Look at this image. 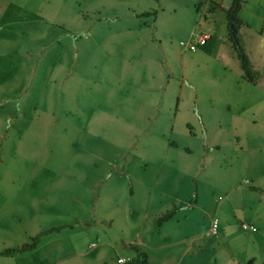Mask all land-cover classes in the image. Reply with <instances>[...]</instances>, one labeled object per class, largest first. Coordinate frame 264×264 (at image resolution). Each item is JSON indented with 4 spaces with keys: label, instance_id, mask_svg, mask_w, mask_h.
Segmentation results:
<instances>
[{
    "label": "rangeland",
    "instance_id": "rangeland-1",
    "mask_svg": "<svg viewBox=\"0 0 264 264\" xmlns=\"http://www.w3.org/2000/svg\"><path fill=\"white\" fill-rule=\"evenodd\" d=\"M248 1L256 85L221 0H0V190L47 196L36 227L59 229L63 264L103 248L107 264H264V0ZM200 33L211 55L180 46ZM50 238L30 264H53Z\"/></svg>",
    "mask_w": 264,
    "mask_h": 264
},
{
    "label": "crops",
    "instance_id": "crops-1",
    "mask_svg": "<svg viewBox=\"0 0 264 264\" xmlns=\"http://www.w3.org/2000/svg\"><path fill=\"white\" fill-rule=\"evenodd\" d=\"M247 3H249L248 0H242V6L237 16L238 20L241 22L238 29L243 26H250L251 21L249 20L251 19L246 20V19H242L241 16H239L240 13H242L244 6ZM215 4H217L218 8L222 11L230 7V5L229 6L223 5L222 0L221 2L219 3L217 2ZM203 5L204 4L201 5L200 9L202 8ZM263 32H264V29L261 31V33ZM209 36L210 38H213V36L211 35ZM212 51L209 55L212 54ZM200 53L205 54L202 51ZM261 96H262L261 100L258 102L259 103L262 102L264 104V94ZM6 180L9 181V179H6ZM46 197H44V195L40 196L39 194L38 195L32 194V192L25 191V190H13L9 188L5 190L3 189L0 190V242L2 243L0 252L7 250V249L19 248L23 244L30 243L31 239L37 235H43V234L47 235L48 234L49 237H52L49 240L50 248L52 249V251L54 250L53 255L51 256L50 262H52L53 264H63V259L61 255L62 246L59 245L57 247V237L51 236L54 233H57L56 231H58L59 229L57 228L56 230H54L55 228H53L48 231H44V233L42 234L40 229L36 227L37 223H39L38 222L39 212H38L37 206L38 204H41V203L46 204L47 203ZM33 211L35 212V214L33 213ZM162 215L164 214L155 215V220L157 221V219L161 217ZM172 219H170L169 221H171ZM169 221H166V222H169ZM164 223L165 222H163V224ZM163 224L161 223V225L158 226L159 229L163 227ZM173 234L174 236H177L182 233L174 232ZM103 242H104L105 248L115 249V247L117 246L115 241L111 238H108L107 240H104ZM40 245H41V242L39 241L37 247L32 251H29L26 253H18L13 256H0L1 258L0 264H30L28 260H30L33 257L32 256L34 255L33 253H36L35 251L39 249ZM165 246L166 244L160 246L159 248H163ZM140 252L144 253L148 258V262H150L152 258L151 256L153 255V251H151L152 253H150L147 250L140 251ZM138 253L139 252L136 251L135 252L136 255L131 254L129 255L130 257L128 258L132 260L137 256ZM105 256L106 254L103 248V250L98 251L93 255V258L91 260L92 264L93 263L94 264H107L104 259ZM44 261L46 262V259ZM113 264H115V262Z\"/></svg>",
    "mask_w": 264,
    "mask_h": 264
},
{
    "label": "trees",
    "instance_id": "trees-1",
    "mask_svg": "<svg viewBox=\"0 0 264 264\" xmlns=\"http://www.w3.org/2000/svg\"><path fill=\"white\" fill-rule=\"evenodd\" d=\"M202 1L203 0H198L197 5L195 6L197 13L200 10V7L202 5ZM241 6H242V0H232L230 7L226 10H223L225 13L227 24L229 25V23H231L233 25V28L235 29L236 40L234 41L232 39V37L230 35L229 28H228V38L232 44V49L235 53V56H236L237 60L239 61L240 68H241L242 74H243V76H242L243 81H245L246 83H248L250 85H256L257 74L253 70V67H252L247 55L245 54L244 49L242 48L239 41L237 40V29L241 24V22L238 20L237 16H238V13L241 9ZM151 15H154V14L148 13V14H143L142 16L148 17ZM212 48H213V38H209V40L206 42V44L200 47L202 52H204L207 55H209L211 53ZM250 189L252 191H259L258 189H255V188H250ZM173 216H174V211L168 212V213L162 215L161 217H159L157 219V224L161 225V223L169 221L170 219H172ZM54 230H56V229H54ZM40 236L41 235H37V236L33 237L31 239L30 243L23 244L19 248L4 250V251L0 252V256H13V255L18 254V253H26V252L32 251L37 247V245L39 243ZM129 264H149V262H148L147 256L144 253H138L134 259L130 260Z\"/></svg>",
    "mask_w": 264,
    "mask_h": 264
},
{
    "label": "built area",
    "instance_id": "built-area-1",
    "mask_svg": "<svg viewBox=\"0 0 264 264\" xmlns=\"http://www.w3.org/2000/svg\"><path fill=\"white\" fill-rule=\"evenodd\" d=\"M208 0H203L202 4H204V2H207ZM209 1H213V0H209ZM210 36L208 34L205 33H200L199 35L196 36L195 42L194 44H185L183 42H180V46L187 48L190 51H195L197 48L203 46L206 44V42L209 40ZM242 229L244 230H248V231H255L256 229L253 226H248L243 224L241 226ZM218 230V221L216 219H213L211 221L210 224V235H215L217 233ZM130 260H126L124 258H118L117 261L115 262V264H129Z\"/></svg>",
    "mask_w": 264,
    "mask_h": 264
},
{
    "label": "water",
    "instance_id": "water-1",
    "mask_svg": "<svg viewBox=\"0 0 264 264\" xmlns=\"http://www.w3.org/2000/svg\"><path fill=\"white\" fill-rule=\"evenodd\" d=\"M228 28H229L230 35H231L232 39L235 41L236 40L235 29L233 28V25L231 23H229Z\"/></svg>",
    "mask_w": 264,
    "mask_h": 264
}]
</instances>
